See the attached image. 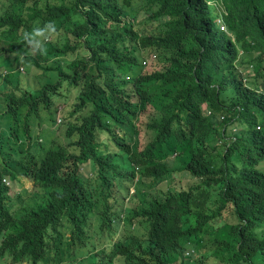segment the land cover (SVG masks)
Instances as JSON below:
<instances>
[{
	"label": "trees",
	"instance_id": "16d2710c",
	"mask_svg": "<svg viewBox=\"0 0 264 264\" xmlns=\"http://www.w3.org/2000/svg\"><path fill=\"white\" fill-rule=\"evenodd\" d=\"M48 1L0 4L5 75L20 65L54 72L36 87L17 78L4 94L0 264H47L51 253L56 263L67 253L75 264H205L202 253L230 264H264V96L257 94L264 0H147L152 16L164 20L161 31L149 34L124 20L119 0ZM48 21L69 41L62 49L49 44L54 58L43 66L23 33ZM77 51L85 55L75 57ZM151 54L142 70L140 59ZM245 59L262 78L256 86L239 66ZM147 85L159 90L150 94ZM64 103L63 143L31 140L32 127L44 119L54 124ZM85 164L94 184L80 174ZM135 167L142 177L135 196L143 178L161 183L182 173L188 185L142 194L135 215L145 224L143 235L100 248L109 242L104 232L119 225L123 196L111 195V181L132 179ZM5 175L33 184L28 199L12 197L1 182ZM219 230L222 238L202 242ZM188 247L204 251L186 257Z\"/></svg>",
	"mask_w": 264,
	"mask_h": 264
},
{
	"label": "rangeland",
	"instance_id": "374dc122",
	"mask_svg": "<svg viewBox=\"0 0 264 264\" xmlns=\"http://www.w3.org/2000/svg\"><path fill=\"white\" fill-rule=\"evenodd\" d=\"M64 1L67 2L68 0H64ZM125 1H127L128 4H126ZM35 2L36 0H28V2L26 3V6L31 5ZM57 2L58 0L48 1V3L51 5L56 4ZM217 2L218 3L216 4V9L219 11V13H221L223 10L222 4L219 1ZM7 3H8V0H0V4H7ZM119 3H120L121 10L125 13L124 20L125 21L129 20L130 22H132L135 30H138V32L140 33L146 32L148 34L158 33L164 28L163 27L164 20H159L152 16V13L154 12L155 7L151 8V6L147 3V0H119ZM14 11L19 13L20 11L19 7H15ZM68 41L69 40H67V38L62 33V31L57 32V33H52V35L48 38V40L44 44L45 51L43 52V54H41V64L42 65L47 64L49 63L48 61L51 62L52 59L54 58L48 54V50L52 48V47H49V44H56L57 48L62 49ZM4 54L6 55V53ZM80 55H85V54L83 51H77L75 57H79ZM141 57H143L142 54H141ZM252 58L253 56H251V59ZM70 59L72 58L68 56L66 58H62L61 60L68 61ZM4 63H5V56H4V60L0 59V112H1V108H3L5 105V95L4 94L7 91H9L11 85L13 86L15 85V80L17 78H18L17 81H20L22 85H25V86L33 85V87L38 86L39 84L45 82V80L47 79L49 80L53 79L52 76L54 72H45L44 70L37 69L34 66H28V67L22 66L23 67L22 72H19L17 71V69H15L12 73L5 75L4 69H3ZM247 63L252 64V67L255 65L254 62H251L249 59H245L244 63L242 65L239 64V66L242 67L241 70L247 77V84L249 86H256V84L258 83L257 80L261 81L262 78L260 77L261 79L260 78L256 79L257 77L253 75V68L249 70L248 69L249 64ZM43 66H46V65H43ZM262 66L264 68V62ZM5 71L7 70L5 69ZM262 74H264V71L262 72ZM6 79H8L9 83L6 85L7 88L4 89V87L2 86H5L3 82ZM262 85L264 86V81L262 82ZM146 88L150 94H153L155 91L159 90V87L157 85H147ZM72 99L73 98H71L68 101V104L72 102ZM59 106L62 107L61 115H59L60 118L62 119V117H67L68 113H67L66 108L68 106L65 103L59 104ZM66 125H67V122H65L63 119L60 124H57V121H55L54 124H50L48 120L44 119L42 122L35 124L32 127V133H31L32 139L31 140L37 139L38 142L41 141L45 145H47L51 141H57L59 143H63L64 131H65ZM236 126L239 127V123H237ZM236 126L230 127L228 130L236 129L237 128ZM113 131L116 132L119 138H125L126 142H130L129 134L124 132L121 128L114 126ZM99 139L105 140V136L101 135L99 136ZM31 140H28V141H30L31 143ZM107 145H108V149L110 152L117 151L115 144L111 140L107 141ZM25 147H26V144H24V148ZM101 149H104V146H101ZM163 156H166V155L163 154ZM173 156L174 154L166 156L165 159L167 161H171ZM136 172L138 173V175H140L138 170H136ZM81 175L83 177L86 176V178L92 184L95 183L94 176L92 175L90 165L83 166V169L81 170ZM187 178L188 176L182 173L169 175L167 178L163 179L161 183H154L150 179L143 178L142 185L140 187V193H138L137 196H133L132 199H130L129 203H127L129 207L127 206L128 210L125 214V218H124L125 224H124L123 230L121 231L120 229L118 231L119 236L116 237L115 234H116L117 229L112 227L110 229L111 231L108 230L109 232H107V235L111 238L110 235L113 233L112 237L115 236L117 240L122 236H127V238L131 236H137V237L142 236L144 232L145 224L142 222V220L139 217L135 215L136 210H138V208L143 203L144 198L142 197V194H147L148 191H159V190L165 191L167 189L172 190V189H175V185H177L178 182L182 183L181 185L183 187H186V185H188L186 184ZM110 185L112 188L111 195L113 197H117V199H120L121 196L126 195L125 194L126 189L132 188L133 181H131L129 176L127 175V176H124L122 179L112 180ZM135 189L136 187H134V190ZM32 190H33L32 183H30L24 177H15L14 179L10 178L9 191L12 194L13 198L15 196H19V197L21 196L22 198H24V200L28 199V197L31 195ZM135 194L136 192L134 193V195ZM131 224H133L132 229L130 228ZM92 225L95 231H97L96 223L94 222L92 223ZM214 236L222 238L224 236V232L222 230H219L215 234L204 237V239H202V242H205V240L208 241ZM102 247H105V246H102ZM197 247L198 246H196L195 249H197ZM203 251L204 250H199L197 252L202 253ZM53 255H54L53 253L50 254L51 261L48 262L47 264H75L74 262L73 263L69 262L67 253L64 256H60V261L58 263H56L55 261H52L54 259ZM202 255L207 258V259H204L206 260L205 264H230L228 262L221 261L223 260L221 258H215L207 253H202ZM178 262H180V260H177V263Z\"/></svg>",
	"mask_w": 264,
	"mask_h": 264
},
{
	"label": "clouds",
	"instance_id": "9594fccd",
	"mask_svg": "<svg viewBox=\"0 0 264 264\" xmlns=\"http://www.w3.org/2000/svg\"><path fill=\"white\" fill-rule=\"evenodd\" d=\"M18 7V6H16ZM13 8V7H11ZM15 8V7H14ZM13 8V9H14ZM17 13V12H16ZM56 31V28H55V24L54 22L52 21H48L47 23L44 24L43 27H36L34 28L31 32L29 31H25L23 33V41L26 43L27 46H29V48L31 49L32 53L35 55L37 53H41L43 54V52L45 51V48H44V43L48 40V38L50 37V35L52 33H54ZM152 56H154L153 54H151L149 56V58H141L140 59V63H141V67H142V70H144V68L146 67L147 63L149 60H154V58H152ZM155 57V56H154ZM143 61L146 62V64L143 65ZM252 65H249L248 66V69H252ZM17 71L19 72H22L23 71V67L22 65H20L19 67H17ZM4 74H5V70H4ZM3 74V76H4ZM264 80H262L259 84L260 87H258L257 89V94L258 95H263L264 96V86L262 85V82ZM243 82H245V80H243ZM203 111L205 112L206 115L209 114L208 111H206L205 107L203 106ZM3 112V110L0 112V114ZM56 121H57V124H60L61 123V120L59 118V116H56ZM174 157V156H173ZM85 165H89V164H85ZM84 166V165H83ZM83 166L81 167V170L83 169ZM81 170H80V174H81ZM136 170H138L136 167L134 168V177L132 179H130L131 181H133V186L132 188H129V189H126L125 191V194L123 196V199H122V203H121V210L119 211L118 213V219H119V225H117L116 228L117 231H116V234L115 236H119L118 235V231L121 229V231L123 230L124 228V224H125V221H124V218H125V214L128 210V204L130 199H132L135 193V190H134V187L136 186V182L139 180L140 178V175H138V173L136 172ZM128 173V171L126 172V174ZM140 173V172H139ZM129 174V173H128ZM82 176V175H81ZM15 177H24V176H21V175H17ZM14 177V178H15ZM10 176L8 175H5L2 177L1 179V182L7 187L9 188V184H10ZM14 178H11V179H14ZM25 178V177H24ZM27 179V178H25ZM28 180V179H27ZM30 182V181H29ZM31 183V182H30ZM32 187H33V184H32ZM122 197V196H121ZM125 201V202H124ZM128 206V207H127ZM133 224L130 225V228L132 229ZM113 228V229H114ZM107 232L108 231H105L104 232V236L106 237V239H108V243L106 241H104V243L102 244V246H105V247H100V248H108L110 246H113L114 244L117 243L118 240H122L124 237H127V236H122L120 237L118 240L117 238L112 237L113 233L110 235L111 238L107 235ZM105 244V245H104ZM196 251L192 248V247H188L185 252H184V256L186 257H190V256H194L196 255Z\"/></svg>",
	"mask_w": 264,
	"mask_h": 264
},
{
	"label": "built area",
	"instance_id": "2783aa9c",
	"mask_svg": "<svg viewBox=\"0 0 264 264\" xmlns=\"http://www.w3.org/2000/svg\"><path fill=\"white\" fill-rule=\"evenodd\" d=\"M152 58H154V56H152ZM144 64H146V62H145V61H143V65H144Z\"/></svg>",
	"mask_w": 264,
	"mask_h": 264
}]
</instances>
